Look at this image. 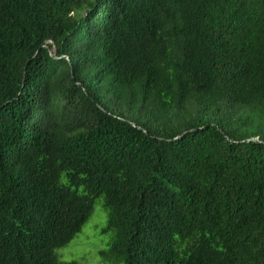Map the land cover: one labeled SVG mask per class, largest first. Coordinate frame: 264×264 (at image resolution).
Masks as SVG:
<instances>
[{
    "label": "trees",
    "instance_id": "obj_1",
    "mask_svg": "<svg viewBox=\"0 0 264 264\" xmlns=\"http://www.w3.org/2000/svg\"><path fill=\"white\" fill-rule=\"evenodd\" d=\"M264 264V0H0V264Z\"/></svg>",
    "mask_w": 264,
    "mask_h": 264
},
{
    "label": "rangeland",
    "instance_id": "obj_2",
    "mask_svg": "<svg viewBox=\"0 0 264 264\" xmlns=\"http://www.w3.org/2000/svg\"><path fill=\"white\" fill-rule=\"evenodd\" d=\"M106 223L107 214L102 207V200L98 199L80 233L67 246L56 250L58 260L61 263L75 261L80 264H121L104 261L99 255L101 249L107 248L111 238V232H101Z\"/></svg>",
    "mask_w": 264,
    "mask_h": 264
}]
</instances>
